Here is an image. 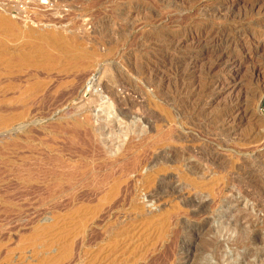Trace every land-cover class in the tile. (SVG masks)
Segmentation results:
<instances>
[{"label":"rangeland","instance_id":"obj_1","mask_svg":"<svg viewBox=\"0 0 264 264\" xmlns=\"http://www.w3.org/2000/svg\"><path fill=\"white\" fill-rule=\"evenodd\" d=\"M263 96L264 0H0V264H264Z\"/></svg>","mask_w":264,"mask_h":264},{"label":"water","instance_id":"obj_2","mask_svg":"<svg viewBox=\"0 0 264 264\" xmlns=\"http://www.w3.org/2000/svg\"><path fill=\"white\" fill-rule=\"evenodd\" d=\"M263 100H264V96H263V97H262V99H261L260 105H262V103H263Z\"/></svg>","mask_w":264,"mask_h":264},{"label":"bare ground","instance_id":"obj_3","mask_svg":"<svg viewBox=\"0 0 264 264\" xmlns=\"http://www.w3.org/2000/svg\"><path fill=\"white\" fill-rule=\"evenodd\" d=\"M219 54V53H218ZM134 100V99H133ZM83 126V125H82ZM84 127V126H83ZM81 129V128H80ZM86 129V128H85ZM91 129V128H90ZM86 130H88V129H86ZM88 132H90V130L88 131ZM80 134V133H79ZM90 136V135H89ZM259 157V156H258ZM261 159V158H260ZM259 161V160H258Z\"/></svg>","mask_w":264,"mask_h":264}]
</instances>
